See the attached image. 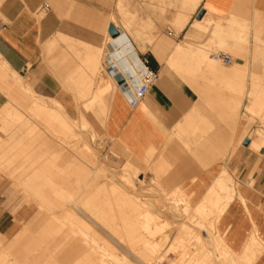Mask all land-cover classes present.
Here are the masks:
<instances>
[{"label": "crops", "instance_id": "obj_1", "mask_svg": "<svg viewBox=\"0 0 264 264\" xmlns=\"http://www.w3.org/2000/svg\"><path fill=\"white\" fill-rule=\"evenodd\" d=\"M49 1L50 3L47 0H0V57L10 65L11 69L22 77L24 74L28 81H32L33 77L37 75L41 63L43 46L47 43V81L44 78L33 84L37 96L59 101L71 118V107L73 105L77 107L73 96H101L102 99L94 107L102 113H106L110 108L104 128L106 137L115 142L119 148L128 150L137 160H143V157H146L145 154L149 153L146 149L149 147L153 149H150V152L151 150L163 152L173 134L178 136L183 131L185 124L189 121L188 115L192 112L197 101L195 93L185 82L200 80L201 78L194 77L193 74L198 69L201 70L202 64L209 66L211 64L209 59H212L214 54H227L217 50L218 48L235 50L240 55L237 71L234 72L235 69L232 71L220 70L219 72L207 71V69L205 71L209 72L213 79L219 82L220 87L223 85L225 89L233 90L232 82H235L237 91L238 87L242 89L243 86L240 82L243 79L240 72L241 66L243 69V65H253L254 63L253 51L249 56H243L242 51L248 48L252 50L255 41L264 42V0H155V9L149 7L152 5L151 3L145 6L141 4L139 7L136 3L139 0H124L128 3H124L123 14L118 9L120 0ZM144 1L151 2L152 0ZM44 4H47L45 17L39 19L41 14L36 12ZM163 5L165 10H163ZM202 13L204 16L200 20L199 16ZM182 16L188 17V21L187 26L180 28L179 22H181ZM122 17L134 18L139 21L140 25L137 30L133 29L132 31L136 39L137 34L140 33L139 44L133 37L128 39L136 50L147 48L146 52H140V54L150 60L151 69L158 74V80L150 87L145 99L134 109L130 107L128 100L119 90L117 93L116 90L111 93H101L104 89V82L107 81V76L99 74L102 38L104 34H109L111 25H121ZM153 17H155L156 23L152 29L149 25V18ZM120 27L122 28V26ZM140 29L145 34L142 33V35ZM152 34L155 39L158 36L160 38L158 37L159 39L157 38L154 40L155 42L148 45V35ZM164 40L174 43L173 49L176 45L181 47L186 45L189 48L190 51L185 56L186 58L178 60L180 64L196 65L193 66L194 71L187 74V78L180 75L181 72H178L176 67L171 68L172 66L167 63L170 52L165 53L164 63L159 62L156 54L153 55L152 51L158 50V46L160 48V44ZM243 41L247 44L241 43ZM182 60L186 62L182 63ZM174 64L176 63L174 62ZM177 64L179 63L177 62ZM232 67L231 65L225 69ZM210 68L211 70L215 69ZM260 75V72L255 75L253 73L252 81L257 79L264 81V75L263 77ZM24 79L26 80V77ZM213 79L204 78V80ZM54 82H60V89H54L52 85L55 84ZM65 82H74L72 91H77L78 94L67 92L64 86ZM96 88L98 89L96 90ZM219 90L215 93L216 99H211V103L229 104V99L223 98L228 94ZM250 90L249 87L248 92ZM14 91L17 92L15 95H19L18 90ZM236 95L238 96V93ZM2 96L4 95L0 94V97ZM233 102L237 106L238 103L243 105L239 98ZM230 110L232 118L233 108ZM216 111L220 113L219 109ZM237 112L235 113L236 118H238ZM204 119L205 117L200 118V123L191 133L194 141H200L199 144L202 146L207 143L202 138L205 136L209 138L208 126L203 121ZM214 122L216 125L210 123L209 127L225 128L222 123ZM247 129H249V125L244 123L237 124L231 131L237 133L235 143L237 146L240 147L242 144L244 146L246 140H249L251 144L250 139L242 137L244 130ZM220 143L223 144V147L220 144L219 151L216 149L214 153L210 151L209 153L199 149L196 154L204 157L211 154L217 156L223 151L227 162H232L238 156V152H234L233 148L231 152L228 151V141L224 140ZM231 143L233 144V142ZM188 144L190 145V143ZM181 146L179 143L174 145L173 154L181 155L183 162L193 161L192 157L188 156L192 160L186 157ZM248 147L244 146L245 150L241 154L245 165L239 169V179L230 174L222 163L206 170L178 167L172 171L181 180L182 187L191 197L193 204L199 202L208 188L216 184L218 179L225 178V182L229 178L234 180L239 194L246 204L242 206L243 201L240 196H237L225 214L216 218V223H218V230L224 236L228 246L237 254H244L250 238L256 233L264 243V153L250 152ZM260 162L262 163L256 168ZM221 173L222 175L217 177ZM194 176L197 179L192 182L191 178ZM251 176H254L256 181V186L253 188L244 182ZM241 180L243 183L240 185ZM8 189L6 179L1 176L0 209L5 202L2 199L9 196L5 194ZM32 213L30 208L20 209L14 214L0 211V235L7 238L12 237L19 230L22 221L27 220ZM207 236L204 239L207 240ZM256 264H264V252Z\"/></svg>", "mask_w": 264, "mask_h": 264}, {"label": "bare ground", "instance_id": "obj_2", "mask_svg": "<svg viewBox=\"0 0 264 264\" xmlns=\"http://www.w3.org/2000/svg\"><path fill=\"white\" fill-rule=\"evenodd\" d=\"M124 3L127 4L128 2L120 0L118 4V9L121 10V14H123V9L125 8ZM153 6H155V4ZM183 16L180 18V28H183L188 21V17ZM113 22L115 23V21ZM149 23L153 29L154 27L152 26L156 23L155 18H149ZM139 25V21L134 18H121L120 26H122L124 30L121 37L119 39H113L109 35L107 38L105 37L107 42L102 45L104 48L101 53L105 61L103 67L107 76V81L104 82V89L101 93H111L115 90L118 92L119 90L116 81L109 75L111 69L125 76L129 72H137L138 64L135 62V58L139 57L140 51L138 49L134 52L126 39H132L131 37H133L137 42L141 35L137 32L136 39L132 31L133 29L137 30ZM140 30L141 34H145V32H142V29ZM144 30L145 28L143 31ZM148 36V45H151L153 41L159 37L155 39L153 34ZM149 42L152 43L149 44ZM162 42L160 48L159 46L158 48L156 47L158 50L155 49L152 51L154 52L153 55L156 54L161 63V61L163 62L166 59L164 56L165 53L170 52V58L167 60V63L170 65H167L172 66L171 68L176 67L179 70L177 71L181 72L180 75L187 78V74L194 71L193 66L186 65L185 60L187 59L182 60V63L185 64H180L178 60H181L188 54L190 51L189 48L186 45L184 47L174 45L175 49H173L174 43L166 40ZM155 44H153V46ZM174 62L176 64H174ZM177 62L179 64H177ZM2 65L6 67L9 66L7 62H3ZM210 67L211 65L207 66L206 69L209 70L211 69ZM236 68L234 72L237 71ZM211 71L219 72L220 70L212 69ZM12 72L18 74L14 70H12ZM258 80L259 79H257V81ZM73 85L74 82H65L64 84L67 92L78 94L77 91H72ZM254 85L257 87L258 82ZM260 85L261 84H259V86ZM263 85L262 83V86ZM19 86L20 90L36 95L33 87L26 85L22 79L19 81ZM262 86H260V88L262 92H264ZM254 91L256 90L252 92L254 93ZM257 91L254 94H250V106L248 105L246 110L248 112L244 117L252 115L264 121V93L259 92L261 90ZM73 97H78L74 98L75 103L79 104V101H81L84 110L92 108L102 99L101 96ZM32 104V110L43 120L50 122V132L47 129H43L48 136L52 138L53 136H57V138L66 136L71 139L76 137L75 131L69 124L71 117L65 114L64 111L66 110L59 101L47 99V102H45V99L36 98ZM77 109L79 108L77 107ZM7 112L10 113L9 116H15L19 121H24L23 117L17 114L14 109L10 108ZM81 120L79 117V121ZM29 127V123L23 122L18 129L11 130L7 133L9 136L8 140L2 143L0 142V159L5 158L9 152L23 143L24 130H27L30 135L35 134L36 130ZM233 135L234 137L231 142L235 144L237 133L233 132ZM246 135L247 130H244L242 137L244 138ZM256 135L255 139L245 137L251 140V144L249 140H246L244 146H249L248 150L250 152L261 153L264 151V132L258 131ZM173 137H175L174 134L163 152L159 151L155 153L156 150L154 149L155 151H152L153 149L149 147L146 149L149 153L145 154L146 157H143L144 163H150V170H152L156 179L167 186L173 184L174 179L170 177L171 174L169 173L172 170L171 168H173L172 166L176 168L183 167V169H192L193 167L196 168V165L192 163L193 161L195 162L197 159L199 161L202 160V157H192L194 160L191 163L187 162V164L186 161L183 162L184 160H181V155H174L172 148L179 141L177 140L178 142H176ZM54 140L55 141L51 142L54 152L59 153L60 147H67L63 140ZM231 142L230 144H232ZM191 146L192 145L187 146L186 150H194ZM237 147L236 149L234 148L235 152H239L240 147ZM200 148H203L201 144L199 149ZM150 149H152L151 152ZM107 152L111 153L110 151ZM71 154L72 156L67 158L71 166L80 170L91 168L99 171H95L92 176L90 175L91 173L81 172L79 175L84 178L83 180H79L81 177L75 174V176L77 175L80 177L78 181L69 180L66 182V185L53 178V176H58L56 172L47 173V175L44 173H20L17 178L13 177V173L7 174L9 177L5 178L6 182L8 181L18 189H22L24 193L28 194L27 197L30 202L33 199H38L45 203L40 205V207H44L47 210V216L43 215L40 218H35L30 221H22L21 228H19L12 237H0V264H129L127 256L136 258L139 264H256L259 257L263 254L264 243L258 238L256 235L257 233L249 240L244 254H237L235 251L231 250L224 236L219 232L216 221L210 223V227L208 228L209 238L207 240L201 236L196 237L195 240L199 243L197 245H190L191 238L175 237L176 231L171 223H169L167 219L160 220V214L163 212L161 210L162 207L153 205V197L146 195L147 193L141 194L136 189L137 187L135 185L129 189V187L125 186L124 181L121 180V183L118 182V178L119 180L124 179L126 182H129L130 178L127 179L126 176L120 178L117 174L107 171V167L104 166L101 161H96L97 158L91 147H86L82 155L81 153L78 155L79 153L77 154L73 150ZM105 157H107V154H105ZM188 159L190 160L191 158L188 157ZM57 167L55 163L50 165L52 169H56ZM183 169L180 170L184 171ZM2 174L4 173L0 171V176ZM94 175H97L100 180L103 181L102 187L95 191L90 187L93 186V184L91 185V180L94 178ZM134 175L141 176L137 173H134ZM184 175L186 174L184 173ZM97 176L96 178H98ZM224 179L225 178L218 179L216 184L208 188L206 194L200 199L201 201L212 202L211 209L205 206L206 203L201 206L198 205L199 207H194L197 209L194 214L192 213V209L190 210L188 207L185 208V215H187L190 220H192L191 214L199 218L197 223L200 227H204L206 225V220L212 216H223L234 199L240 196L234 182H232L230 178L227 179V182H225ZM94 180L96 181V179ZM82 182L83 184L81 185ZM130 185H132V182ZM46 188L47 191H50L52 194L51 197H47V203L44 202L46 197L43 194ZM177 191L182 196L181 202L191 201V197L186 195L185 189L182 186H180ZM241 199L244 202H242L243 206V204L246 203L243 198ZM32 207L33 205H29L30 209ZM214 209L218 210V212H215ZM182 210L183 209H181L179 205L171 207V211H173L174 214L180 215L182 214ZM219 213L222 215H219ZM131 216L134 217L131 218ZM94 218H97V220ZM182 229L183 228H181L180 231ZM125 242L128 248L125 246ZM121 250H124L125 254L120 253ZM162 250L164 251L163 255H159V258H157V256L154 257V254L157 253L158 255ZM172 255L175 256L173 261L171 259Z\"/></svg>", "mask_w": 264, "mask_h": 264}, {"label": "rangeland", "instance_id": "obj_3", "mask_svg": "<svg viewBox=\"0 0 264 264\" xmlns=\"http://www.w3.org/2000/svg\"><path fill=\"white\" fill-rule=\"evenodd\" d=\"M47 2L50 3L49 0H47ZM136 3H137V6L139 7L141 4L145 6L146 4L151 3L152 4L151 8L153 7V9H155L154 8L155 6H153L155 4V0H152L151 2L139 0ZM44 17H45V11L39 16V19H42ZM104 35H103L104 37L102 38V45L106 44L105 43L107 42L106 38L109 34H104ZM151 43L152 42H149V44ZM241 43L247 44V42L245 41ZM137 44H139V40H137ZM102 45L100 46L101 51L104 48V46ZM46 49H47V43H45V45L43 46V55H42L41 63L39 65L37 75L33 77L32 81H28L27 76H25L24 74L22 75L24 78L26 77V80L18 72H17L18 74L13 73L12 72L13 69H11L10 65L8 67L2 65V63L6 61H4L0 57V94L4 95L0 97V104H1L0 105V142L2 143L3 141H7L9 137L7 133L10 132L11 130L18 129V127H20L23 122L29 123L30 125L29 128L31 129L33 128L36 130L35 134L33 135H30L27 130H24L25 134L23 136V143L19 145L18 147H16V149H14L13 151L9 152V154L5 158L0 159V171L4 173L1 176L6 178V177H9L7 174L13 173L14 174L13 177L17 178L19 177L20 173H29V174L44 173L45 175H47V173L56 172L58 176H53V178L64 183V185H66V182L69 180L78 181V178L80 177L81 179L79 180H83L84 178H82V176L79 175L81 172L91 173L90 175L92 176L95 173V171H99V170L91 169V168L80 170L74 166H71L67 158L69 156H72L71 154L72 150L76 152L77 154L79 153L78 155H80V153L82 155L86 147H91L93 149L94 155L97 158L96 161L97 162L101 161V163L107 167V171L117 174L120 178L126 176L127 179L129 178L131 179V180L129 179V182H126L124 179L119 180L118 178V182L121 183V180L124 181L125 186L129 187V189H131V187L135 185L137 187L136 189L141 194L147 193L146 195H150L151 197H153L152 199L153 205L162 207L161 210L163 212L160 214V220L167 219V221L171 223V225L175 228V231H176L175 237L179 236V237H184V238H188V237L191 238L190 245H197L199 243L197 240H195L196 237L201 236L203 238H206V236L208 235L207 238H209L208 228L210 227V223L213 221H216V218H218L219 216L217 215L216 217L212 216L208 218L206 220V225L204 227H200L197 223L199 221V218L193 215L195 217L194 218L191 214L192 220H190V218L187 215H185L184 210L185 208L188 207L190 210L192 209V213L194 214L197 211V209H195L194 207H199L202 204L206 203L205 206L208 209H211L210 207H211L212 202L201 201V200H199V203L197 202L195 204H193V201L192 202L191 201L181 202L182 196L180 193H178L177 189L180 186H182V183H181V180L178 179L172 172L174 168H176L175 166H172L173 168H171L172 170L169 172L171 174L170 177L174 179L173 184L171 186H167L159 182L156 179L152 170H150L149 162L144 163V159L137 160L129 153L128 150L119 148L115 142L107 138L104 133V128L106 125V121L108 118L110 108L106 113H102L94 106L92 108H88L84 110L83 104L81 103V101H79V104H77V107L79 109H77V107L73 105L71 107V116L73 119L70 118V122H69V124L72 126L76 134V137L73 139L68 138L66 136H61L58 138L57 136H53L52 138L43 131V129H47L50 132V122L43 120L41 117L37 115V113H35V111L32 110V105H33L32 102L34 101V99L41 98V97L37 96V94L35 95L33 93L20 90L19 81L20 79H22L26 85L32 86L33 89H35V86L33 84L37 83L38 80L45 78L47 81V53H46L47 50ZM217 50L223 51L232 56L233 58L232 66L233 67L231 69H225L227 66H222V64L220 65V63L217 64L216 62L213 61V59H209L207 56V58L209 59L211 63L210 64L211 67L217 70L232 71L237 66H239V62H240L239 56L240 55L235 50H226L223 48H218ZM139 51L144 53L146 52V49H139ZM252 51H253L252 54H253V62H254L253 65H249V64L243 65L244 66L243 69L241 66L240 72L243 75V79L240 82H242L243 84L242 89L238 87V90L236 91L235 82H232L234 86L233 90H231V88L225 89L223 85H221L220 87L219 82L214 80L213 76L209 72H207V71H211V69L205 71L207 64H202L201 70L198 69L193 74L194 77L201 78L200 80L197 79V80L185 82L190 86L192 92L195 93L196 95L195 99L197 101H196V105L194 106L192 112L188 115L189 121L185 124L183 131L180 132L178 136L174 135L175 137H173V139H175L176 142L179 141L178 143L181 144L183 148L185 147L184 148L185 155L190 156V157H195V158L202 157V160L199 161L197 159L195 161L196 163L194 161L189 162V163L192 162L193 164H195L196 168L206 170V169H209L210 167H214L215 165L222 163L223 166H226V169L230 172V174L235 175L236 178L239 179V169L243 168L245 165V160L241 156V154L245 150L243 144L240 145L238 156L232 162L230 161L227 162V158L226 159L224 158L223 151L221 154H218L217 156H215L214 154H211V155H205L204 157L203 155L196 154V152L199 150L200 142L194 141L195 139L192 137L191 133L192 131H194L196 125L200 123L199 121L201 117L202 118L205 117L203 121L208 126L207 132H208L209 138L208 136H205L204 138H202L204 141H207V143L203 145L202 149L200 148V151L205 150L207 152L210 151L212 153H214L216 149L217 151H219L218 147L220 146V144H222L220 142H223L224 140L228 141L227 149L229 152H231L232 148L233 149L238 148L236 144H230V141L234 137L231 131L234 129V127L237 124L239 125V124L245 123L249 125V129H247V135L244 136V138L251 137L255 139L258 131L264 132V121L263 120L257 119L252 115H248L247 117H244V115L248 112L246 111L248 105L250 106V94L253 93L252 92L253 90H256V91L261 90L259 92H262V89L259 87V84L261 83L264 84V81H261V82L260 80L252 81L253 73L255 75L256 73L260 72L261 73L260 77H263L264 75V42L255 41L254 47L252 50L248 48L242 51L244 54L243 56L251 55ZM104 63L105 61H104V58H102V53H101V56L99 58V74L101 73L102 75L106 76L104 67H103ZM193 66H196V65H193ZM204 78L205 79L212 78L213 80H204ZM256 81L258 82L257 87L256 85H254V84H257ZM54 83L55 84H52L54 89L56 90L58 88L60 89V82H54ZM61 83H63V81H61ZM249 87L251 88V90L248 92ZM219 88L221 89L219 90ZM97 89L98 88H96V90ZM14 90H18L19 95H15V93L17 92ZM217 90L225 94H228L227 97L223 96V98L226 100L229 99L228 101L229 104L220 103L219 105L216 103H211V99L212 100L216 99L215 93L217 92ZM256 91H254V93ZM236 93H238V96L236 95ZM73 98H78V97H73ZM238 98L243 102V105L238 103V106H237V104L233 102L235 99H238ZM42 99H45V98H42ZM105 99L107 100V98ZM205 100H206V106H205ZM45 102H47V99H45ZM106 102L108 103V100ZM10 108L14 109V111L17 112V114L22 116L24 121L21 122L15 116L13 117L9 116L10 113L7 112V110ZM54 108H57V107H54ZM231 108H233L232 118L230 114L232 113V111L230 110ZM216 109H219L220 113L217 112ZM236 111H238L237 112L238 118L235 117ZM64 112L67 115L66 111ZM241 115H243V117H241ZM79 117H80V120L82 119L81 121H79ZM74 119H77V120H74ZM214 121L218 123H222V125L225 128L218 129L215 127L213 128L209 127L210 123L213 125H216ZM253 126H257V127L253 129L252 128ZM54 139L63 140L65 142V145L69 149L67 147H60V148L57 147L60 150L59 153L54 152V150L52 149V144H51V142L55 141ZM92 140H95V141H92ZM188 143L192 145L191 148H194V150L193 149L186 150L187 149L186 145H189ZM221 146L223 147V144ZM107 151H110L111 153ZM187 151H190V152H187ZM233 151L235 152V150ZM155 153L157 152L155 151ZM257 153H260V152H257ZM261 153H264V151ZM105 154H107V157H105ZM54 163L57 164L58 167L56 169L50 168V165ZM261 163L262 162H260L256 168H258ZM134 173H137L141 176H136L134 175ZM75 174H77L80 177H78L77 175L75 176ZM221 175L222 173L217 177H220ZM96 176L94 175V178L92 177L93 179L91 180L92 181L91 185L93 184V186H90V187L93 191L101 188L103 185V181L100 180L98 176H97L98 178H96ZM94 179H96V181ZM195 179H197V177L194 176L191 178V181L195 182ZM83 182L81 183V185L83 184ZM131 182H132V185H130ZM232 182H234L233 179H232ZM244 182H246L248 186L251 188L256 186V181L254 179V176L249 177ZM6 183L8 184L9 189L6 191L5 194L9 196L6 199H2V201H5V202L3 203L0 211H8L14 214L20 209H28L29 205H33V207L31 208V211L33 213L30 215V217L27 220H24V221H30L35 218H40L43 215L47 216V210L44 207H40V205L45 204V203H43L41 200H38V199H35V200L33 199L30 202L27 197L28 194L24 193L22 189H18L17 187H15V185H13L12 183H9L8 181ZM241 183H243L242 180L240 182V185ZM185 193L187 195L186 191ZM43 194L46 197V200L44 202L47 203V197L48 196L51 197L52 194L50 191H47V188L44 189ZM174 205L175 206L179 205L180 208L183 209L181 211L182 214L180 215L174 214L173 211H171V207L172 206L174 207ZM214 211L218 212V210L216 209H214ZM219 215H222V214L219 213ZM133 217L134 216H131V218ZM94 219L97 220V218H94ZM217 226H218V223H217ZM181 228L183 229L180 231ZM0 237H2V235H0ZM126 242H125V246L128 248V245ZM163 252L164 251L162 250L159 252L158 255L157 253L154 254V257L157 256V258H159L160 257L159 255L161 254L163 255ZM120 253L125 254V251L121 250ZM171 259L173 261L175 259V256L172 255ZM127 261H129L128 262L129 264H139L138 260L131 256H127Z\"/></svg>", "mask_w": 264, "mask_h": 264}, {"label": "built area", "instance_id": "obj_4", "mask_svg": "<svg viewBox=\"0 0 264 264\" xmlns=\"http://www.w3.org/2000/svg\"><path fill=\"white\" fill-rule=\"evenodd\" d=\"M47 9V4H44L41 8L37 10V14H42ZM121 37V36H120ZM119 37V38H120ZM117 38V39H119ZM127 42L131 45L130 40L127 38ZM136 52V49H134ZM212 59L216 63H220L224 66H231L233 64L232 56L224 53H216L212 56ZM135 62L138 64L137 72H129L128 74L121 75L116 70H110L109 75L112 79L116 81L117 76H121L124 80L122 85H118L119 92H121L126 99L132 109L139 106V104L145 99L147 96L150 87L158 80V74L154 72L150 67V60L139 54L138 58H135Z\"/></svg>", "mask_w": 264, "mask_h": 264}, {"label": "water", "instance_id": "obj_5", "mask_svg": "<svg viewBox=\"0 0 264 264\" xmlns=\"http://www.w3.org/2000/svg\"><path fill=\"white\" fill-rule=\"evenodd\" d=\"M204 14L202 13L199 16V19L201 20L203 18ZM109 35L113 38V39H117L119 38L124 32L123 29L119 26V25H111L108 31ZM116 81L119 85H122L124 83V80L121 76H117L116 77Z\"/></svg>", "mask_w": 264, "mask_h": 264}]
</instances>
